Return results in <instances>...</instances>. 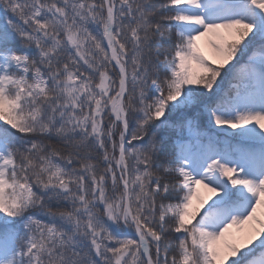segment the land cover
Returning a JSON list of instances; mask_svg holds the SVG:
<instances>
[{
	"label": "snow or ice",
	"instance_id": "snow-or-ice-1",
	"mask_svg": "<svg viewBox=\"0 0 264 264\" xmlns=\"http://www.w3.org/2000/svg\"><path fill=\"white\" fill-rule=\"evenodd\" d=\"M0 264H264V0H0Z\"/></svg>",
	"mask_w": 264,
	"mask_h": 264
},
{
	"label": "rangeland",
	"instance_id": "rangeland-1",
	"mask_svg": "<svg viewBox=\"0 0 264 264\" xmlns=\"http://www.w3.org/2000/svg\"><path fill=\"white\" fill-rule=\"evenodd\" d=\"M201 43H202V46L205 47V51H206V53L209 52L210 50L206 47V45L204 44V41H202Z\"/></svg>",
	"mask_w": 264,
	"mask_h": 264
}]
</instances>
